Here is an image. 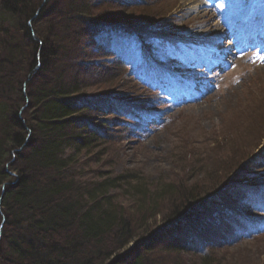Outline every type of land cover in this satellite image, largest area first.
<instances>
[{
    "label": "rangeland",
    "instance_id": "obj_1",
    "mask_svg": "<svg viewBox=\"0 0 264 264\" xmlns=\"http://www.w3.org/2000/svg\"><path fill=\"white\" fill-rule=\"evenodd\" d=\"M104 1L90 0L94 12L104 10ZM123 1L120 0L122 5L128 6L127 13L117 15L118 18L112 21L116 24L126 22L137 27V22L139 30L145 29V26L148 29L167 31L182 28L185 35L197 41L207 31L213 35L223 34V24L209 13L214 14L215 10L207 12L202 0ZM243 8L233 4L232 10L237 11L235 19ZM91 14L94 15L92 11ZM103 18L95 19V23L101 24L99 27L102 22L97 20ZM58 22L53 21L54 26ZM73 22L70 24L64 51L59 52L60 63L71 61L70 68L76 67L84 76L83 82L87 84L73 98L84 100L75 101L78 107L75 115L77 125L87 126L95 130L99 138H103L102 141L98 140L91 152L82 150L76 154L77 163L71 167L75 179L79 183L92 185L106 176L112 178L125 173L133 178L135 176L138 179L136 182H144L149 193L153 190L154 181L163 178L173 184L176 204L182 203V197L188 193L201 196L207 188L214 186L210 194L201 196L186 207L185 212L178 216L179 219L176 217L170 220L150 216V213H135L136 199L130 193V185L123 188L126 182L123 181L122 186L116 189H110L117 202L116 208L129 220L134 236L122 249L116 248V245L108 249L107 255L113 250L116 253L111 254L107 261L118 254L129 253L140 257L143 264H198V256L208 253L213 257L212 264H264V232L249 238L229 237L223 242L227 235L224 230H220V226L230 219L228 227L232 230L237 221L233 220L227 210L223 214L221 211L216 214V207L224 205L227 196L233 193L230 190L234 182L248 178L246 181L260 183L264 178V60L254 61L256 49L249 47L253 44L249 33L242 37L235 35L230 43L224 42V45L246 48L232 54L227 68L211 80L212 87L208 91L189 104L171 106L167 114H162L163 108L155 107L143 123L136 121L138 129H134L133 135L125 124L118 122L121 121V114L108 117L112 110L108 102L112 101L111 97L120 100L125 98V105H131L140 99L153 98L151 91L135 83L129 72L130 69L131 72L138 71L146 76L143 83H147V86L151 84L147 79L146 64L141 61L137 50L139 42L135 37H126L119 31L118 34L107 35L101 29H90L88 22ZM253 25L250 24L251 28ZM230 26L237 28L233 23ZM38 27L40 29V25ZM30 33L34 37V31L30 29ZM241 51L246 52L245 55L234 58ZM49 64L51 68L54 65L51 60ZM61 64H55L54 67L58 69L52 76L61 70ZM122 64L127 69H123ZM43 77L39 76L38 81ZM37 78L31 79L29 89ZM161 78L158 75V79ZM26 86H21L25 105L18 109V115L29 107ZM114 107L124 108L117 105ZM160 117L163 118L162 124L158 122ZM25 134L30 137L31 130L26 129ZM70 153L71 150H68L67 154ZM130 182L135 184L134 181ZM242 196L240 194L237 201H242ZM222 199L226 201L221 202ZM203 203V207H195ZM158 204L161 214L166 215L165 212L171 206L170 201L163 199ZM177 225L183 228H197L199 225V233L209 228L214 236L203 240L197 230L187 236L190 239L189 245L202 251L201 254L189 250L168 252L175 240L167 238V230ZM110 246L108 239L106 248Z\"/></svg>",
    "mask_w": 264,
    "mask_h": 264
},
{
    "label": "trees",
    "instance_id": "obj_2",
    "mask_svg": "<svg viewBox=\"0 0 264 264\" xmlns=\"http://www.w3.org/2000/svg\"><path fill=\"white\" fill-rule=\"evenodd\" d=\"M121 2L106 0L104 10L94 12L90 0H0V264H143L129 253L107 261L116 253L107 255L108 249L114 245L122 249L134 236L111 191L124 181L123 188L130 185L136 199L135 213L170 220L214 188L201 196L188 193L176 204L174 186L163 178L156 179L148 193L144 182L125 173L92 185L79 183L72 174L76 154L91 152L103 138L77 125L75 101L84 100L73 98L87 84L76 67L70 68L71 61L60 63L59 52L64 51L72 21L88 22L90 29L98 30L101 24L95 19L104 17L97 20L102 26L136 28L112 22L127 13L128 6ZM55 20L59 22L54 26ZM55 64H61V70L52 76L58 69ZM32 78L37 79L29 89ZM22 84H27L29 107L18 115L25 105ZM115 115L108 113L109 118ZM26 129L31 130L30 137ZM163 199L171 204L164 216L158 204ZM188 227L168 228L167 238L175 240L168 252L187 250L192 232ZM108 239L111 246L106 248ZM198 257V264H212L208 253Z\"/></svg>",
    "mask_w": 264,
    "mask_h": 264
},
{
    "label": "bare ground",
    "instance_id": "obj_3",
    "mask_svg": "<svg viewBox=\"0 0 264 264\" xmlns=\"http://www.w3.org/2000/svg\"><path fill=\"white\" fill-rule=\"evenodd\" d=\"M175 99H178V95H175ZM112 100H114V98H112ZM110 112H111V111H110ZM110 112H109V113H110ZM134 133H135L134 131H130V134L135 135ZM203 206H204V203H203L202 205H197V206H195V207L200 208V207H203ZM195 207H194V208H195ZM204 208H205V207H204ZM204 208H203V209H204ZM203 209H202V210H203Z\"/></svg>",
    "mask_w": 264,
    "mask_h": 264
},
{
    "label": "snow or ice",
    "instance_id": "obj_4",
    "mask_svg": "<svg viewBox=\"0 0 264 264\" xmlns=\"http://www.w3.org/2000/svg\"><path fill=\"white\" fill-rule=\"evenodd\" d=\"M262 60H264V57H261Z\"/></svg>",
    "mask_w": 264,
    "mask_h": 264
}]
</instances>
